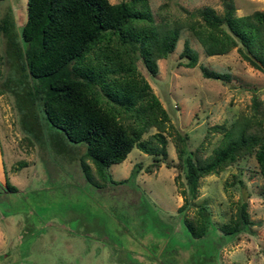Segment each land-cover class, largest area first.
<instances>
[{"label": "rangeland", "instance_id": "obj_1", "mask_svg": "<svg viewBox=\"0 0 264 264\" xmlns=\"http://www.w3.org/2000/svg\"><path fill=\"white\" fill-rule=\"evenodd\" d=\"M231 2L237 16L264 10V0ZM149 5L157 26L163 22L180 27L174 50L156 61L154 77L137 61V70L169 116L166 160L176 161L175 130L186 136V149L199 147L202 156L210 154L222 140L212 126L230 128L239 115L249 114L253 98L264 120V72L240 59L235 48L206 56L187 30L204 8L222 16L221 2L149 0ZM24 7L25 0H0V18L11 15L18 28ZM184 40L197 55L192 68L179 57ZM5 45L0 34V264H264V182L253 159L202 177L197 197L181 212V172L177 181L176 170L163 163L145 172L151 158L136 147L108 167L109 179L99 178L88 161L93 176L89 182L78 162L84 144L69 142L37 108L38 139L31 138V145L24 141L7 89L11 84ZM199 66L228 73L229 81L203 78ZM8 184L14 190H6ZM240 202L247 204L251 228L222 235L216 227L228 221ZM199 205L205 207L209 224L203 237L192 239L182 218L196 217Z\"/></svg>", "mask_w": 264, "mask_h": 264}, {"label": "trees", "instance_id": "obj_2", "mask_svg": "<svg viewBox=\"0 0 264 264\" xmlns=\"http://www.w3.org/2000/svg\"><path fill=\"white\" fill-rule=\"evenodd\" d=\"M219 1L224 14L204 8L188 32L206 56L223 55L235 48L240 59L264 72V10L237 16L231 0ZM24 8L25 18L18 28L11 15L0 18V34L9 63L11 87L7 89L27 145L33 143L31 138L38 139L41 131L37 108L69 142L84 144L78 162L89 182L93 176L88 161L99 178L109 179L108 167L123 161L136 147L151 158L145 172H153L161 163L176 170V181L181 172L179 212L197 197L202 177L242 159L254 160L264 182V120L257 114L256 98L249 114L239 115L230 128L212 126L214 132L222 133V140L210 154L202 156L199 147L186 149V136L175 130L176 161L166 160L164 133L169 116L137 70V61L154 77L156 61L174 50L180 27L163 26V22L157 26L149 0H25ZM179 57L186 58V67L197 63L187 40ZM199 69L203 78L229 81L228 73L204 66ZM151 128L154 131L142 138ZM136 167L140 168L139 164ZM5 188L14 190L9 184ZM196 214L193 219L182 218L192 239L203 237L209 224L203 205L197 206ZM252 224L246 202H240L228 221L216 229L222 235H235Z\"/></svg>", "mask_w": 264, "mask_h": 264}]
</instances>
